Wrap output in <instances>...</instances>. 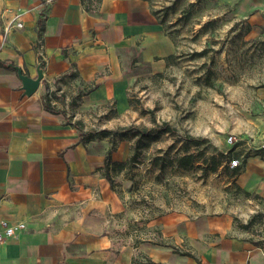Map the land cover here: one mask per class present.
Returning <instances> with one entry per match:
<instances>
[{
	"label": "rangeland",
	"instance_id": "1",
	"mask_svg": "<svg viewBox=\"0 0 264 264\" xmlns=\"http://www.w3.org/2000/svg\"><path fill=\"white\" fill-rule=\"evenodd\" d=\"M144 1L171 52L146 58L132 48L119 60L125 88L85 112L70 105L75 82L63 81L54 99L66 122L80 120L92 133L89 146L110 157L100 176L108 171L122 209L112 231L116 244L135 248L137 264H185L198 257L182 231L202 217L229 216L249 240L264 238V200L234 184L247 157L264 158V10L258 15L250 0ZM163 123L169 132L139 143L131 133L100 134ZM188 137L202 143L185 152ZM184 155L192 156L190 164L180 167ZM234 158L239 165L231 168ZM172 222L178 234L170 233Z\"/></svg>",
	"mask_w": 264,
	"mask_h": 264
},
{
	"label": "crops",
	"instance_id": "2",
	"mask_svg": "<svg viewBox=\"0 0 264 264\" xmlns=\"http://www.w3.org/2000/svg\"><path fill=\"white\" fill-rule=\"evenodd\" d=\"M250 2L258 15L264 10V0ZM1 3L0 62L31 78L41 65L43 78L27 97L16 71L0 66V221L25 224L0 244V264H132L135 248L112 235L122 209L100 176L102 156L82 144L63 115L45 111L41 97L45 84L62 91L58 78L76 71L86 84L79 89L93 86L78 111L101 105L125 88L118 66L126 53L137 48L146 58L161 57L171 52L170 40L144 0ZM15 18L22 28L4 35ZM234 184L264 200V158L247 157ZM178 228L172 222L169 231ZM182 234L198 257L185 264H264V238L249 240L229 216L187 222Z\"/></svg>",
	"mask_w": 264,
	"mask_h": 264
},
{
	"label": "trees",
	"instance_id": "3",
	"mask_svg": "<svg viewBox=\"0 0 264 264\" xmlns=\"http://www.w3.org/2000/svg\"><path fill=\"white\" fill-rule=\"evenodd\" d=\"M152 14L155 16L154 13H152ZM38 27H39V29L43 28V20H38ZM0 66L3 68L10 69V70L14 69L12 66H7V64L4 62H0ZM39 66L41 68V65H39ZM64 80H68L71 83L77 82L78 83L77 89H79V86H81V87L86 86L85 82H83L80 79V77L76 71H71L68 74H64V75L60 76L57 81H64ZM92 88H93V86L92 87L87 86L85 88V91L84 90L81 91L79 89L77 96H75V98H73V100L70 102V105L76 106L78 104V102L81 101L82 97L87 95L92 90ZM54 98H56L54 90H50L48 85L45 84L44 93L41 97L42 106H43L44 110L49 112V113H52V114H61L64 116L65 113L63 111H61L60 109H58L56 106L58 100H55ZM53 101L55 103H53ZM65 123H66V125H69L72 128L76 129V131L78 132L79 140L82 142V144L84 146H86L91 141H93L92 133L83 131V123L80 120H77L75 122H65ZM170 130L171 129H170L169 125L167 123H163L160 126L150 128V129H147L145 127H143V128L129 127V128H122L119 131L102 130L100 132V134H102L104 137H107L109 134H112V133L116 134V135H122V136L131 133L135 137H137V143H139L141 141V139H143V138L151 139L152 137H155L159 133H166V132H169ZM186 141L187 142L183 148V150L185 152H187L188 147H190V146L198 147L202 143L200 140L192 138V137H188ZM191 157H192L191 155H184V156L179 157L177 159L178 165L180 167H186L187 165L190 164ZM132 161L135 162V158H132ZM109 165H110V157L107 154L103 159V169L107 170ZM218 166H219V163H217V162L213 163L212 166H210L209 171H211V172L216 171ZM232 173H233V175L237 174L236 170L235 171L233 170ZM102 177L108 182V184L111 188L112 182H111V178L108 174V171H106ZM245 194L250 195L247 192H245ZM132 264H137V263L132 261Z\"/></svg>",
	"mask_w": 264,
	"mask_h": 264
},
{
	"label": "built area",
	"instance_id": "4",
	"mask_svg": "<svg viewBox=\"0 0 264 264\" xmlns=\"http://www.w3.org/2000/svg\"><path fill=\"white\" fill-rule=\"evenodd\" d=\"M11 20L9 24L4 28V35L8 34L12 31V29H21L22 23L20 21ZM231 141V138H229ZM239 165V161L237 158L231 159L229 166L231 168H235ZM25 229V224L22 222H16V223H8L6 221L1 220L0 221V244L5 243L8 238L14 236L17 233H20Z\"/></svg>",
	"mask_w": 264,
	"mask_h": 264
},
{
	"label": "water",
	"instance_id": "5",
	"mask_svg": "<svg viewBox=\"0 0 264 264\" xmlns=\"http://www.w3.org/2000/svg\"><path fill=\"white\" fill-rule=\"evenodd\" d=\"M16 71L17 77L21 83V90L23 94L27 97L32 96L38 89L39 83L43 78L42 69L40 66L36 68V77L31 78L28 74L22 72L19 67L13 66Z\"/></svg>",
	"mask_w": 264,
	"mask_h": 264
}]
</instances>
